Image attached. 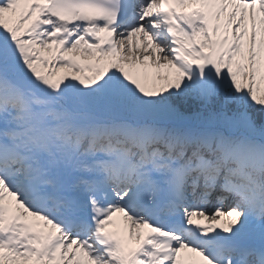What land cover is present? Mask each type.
Listing matches in <instances>:
<instances>
[{"label": "snow or ice", "instance_id": "snow-or-ice-1", "mask_svg": "<svg viewBox=\"0 0 264 264\" xmlns=\"http://www.w3.org/2000/svg\"><path fill=\"white\" fill-rule=\"evenodd\" d=\"M0 264H264V0H0Z\"/></svg>", "mask_w": 264, "mask_h": 264}]
</instances>
